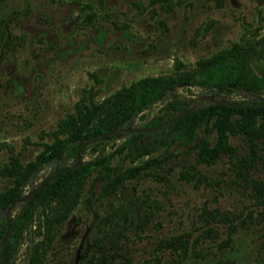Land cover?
<instances>
[{"label": "rangeland", "instance_id": "1", "mask_svg": "<svg viewBox=\"0 0 264 264\" xmlns=\"http://www.w3.org/2000/svg\"><path fill=\"white\" fill-rule=\"evenodd\" d=\"M167 1L168 9L164 0H0V164L11 155L22 163L32 159L79 98L99 100L137 78L186 69L234 42L264 41V0ZM166 97H180L188 108L209 101L261 103L264 89L183 84ZM164 103L157 100L123 126L78 140L68 163L114 152L136 133L149 147L156 129L173 118L163 115ZM157 116L164 117L153 125ZM230 141L238 155L262 147L239 135ZM165 145L136 157L126 146L115 151L111 163L133 174L101 195L104 178L92 170L79 201L49 231L40 210L31 215L5 264H29L34 247L36 264H264V195L254 196L236 159L220 154L197 162L192 147ZM57 168L43 166L0 220L14 221L33 187ZM246 176L264 179V169L255 161ZM10 184L0 175V189ZM110 203L125 208L126 218L110 222ZM202 209L229 219L204 218ZM174 235L187 236L185 254L159 246Z\"/></svg>", "mask_w": 264, "mask_h": 264}, {"label": "trees", "instance_id": "2", "mask_svg": "<svg viewBox=\"0 0 264 264\" xmlns=\"http://www.w3.org/2000/svg\"><path fill=\"white\" fill-rule=\"evenodd\" d=\"M164 2L166 8H170L168 1ZM255 42H234L208 56L197 58L186 69L137 78L99 100L79 98L74 102L73 110L57 120L50 131L52 140L42 142L41 149L32 159L22 163L17 156L11 155L8 161L1 163L0 175L10 177L11 184L0 189V212L21 194L24 186L34 184L43 166L57 163L58 168L53 177L33 187L14 221L6 223L0 220V264L7 262L19 242L27 220L36 210L42 213L44 226L48 231L54 223L67 217L79 201L83 184L92 170H96L104 178L99 192L101 195L112 192L124 178L131 176V167L120 168L111 163L115 151L124 146L131 157L161 144H166L167 147L174 142L192 147L197 162H213L220 154L234 157L244 182L249 180L255 191L254 196L262 199L264 179H248L246 170L255 166V161L264 169V102L209 101L188 108L184 99L166 97L178 85L183 84L227 90L238 88L252 93L264 89V41L260 38ZM164 98L163 115L173 118L156 129V136L149 147L139 140L141 134L136 133L126 137L114 152L107 151L88 160L68 163L75 159L78 140L119 128L136 114ZM164 116H157L153 125ZM210 132L213 133L212 140L207 137ZM234 135L242 136L250 145L256 146V149L262 147L258 151L238 155L235 145L230 141V137ZM109 205L112 208L110 222L126 218L125 208L114 207L113 203ZM200 216L229 219L224 213L208 209H202ZM158 244L162 248L180 249L185 254L187 236L161 238ZM38 256V250L34 247L29 264H36Z\"/></svg>", "mask_w": 264, "mask_h": 264}]
</instances>
